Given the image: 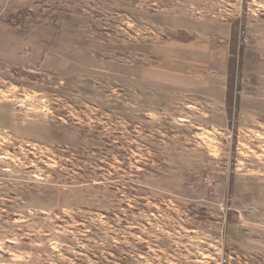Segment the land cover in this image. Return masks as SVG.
<instances>
[{
    "label": "rangeland",
    "instance_id": "1",
    "mask_svg": "<svg viewBox=\"0 0 264 264\" xmlns=\"http://www.w3.org/2000/svg\"><path fill=\"white\" fill-rule=\"evenodd\" d=\"M0 264H264V0H0Z\"/></svg>",
    "mask_w": 264,
    "mask_h": 264
}]
</instances>
